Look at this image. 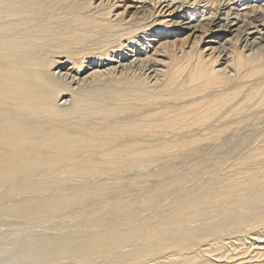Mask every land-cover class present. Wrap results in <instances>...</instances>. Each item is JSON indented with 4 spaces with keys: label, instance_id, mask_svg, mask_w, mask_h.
I'll return each instance as SVG.
<instances>
[{
    "label": "bare ground",
    "instance_id": "6f19581e",
    "mask_svg": "<svg viewBox=\"0 0 264 264\" xmlns=\"http://www.w3.org/2000/svg\"><path fill=\"white\" fill-rule=\"evenodd\" d=\"M2 217L0 264H264V0H0Z\"/></svg>",
    "mask_w": 264,
    "mask_h": 264
},
{
    "label": "rangeland",
    "instance_id": "374dc122",
    "mask_svg": "<svg viewBox=\"0 0 264 264\" xmlns=\"http://www.w3.org/2000/svg\"><path fill=\"white\" fill-rule=\"evenodd\" d=\"M222 11H223V9H222ZM2 218H3V217H2ZM7 219H8V218H7ZM7 219H4V218L1 219V218H0V224H1V225H0V229L2 228L1 230L4 231V232H3V231H0V232H1V233H0V236L5 237L4 234H6V233L8 232V234H6V237H5V238H7V236L11 238V237H12V234L10 233V232H11V231H10V230H11L10 228L15 227V225L18 226V224H15V225H11V226H10V224H8L9 219H8V222H7ZM2 220L6 222V226H8L7 228H6V226H5V227L3 226L4 224H2V222H1ZM10 220H11V219H10ZM5 222H3V223H5ZM12 222H13V221L11 220V223H12ZM13 223H14V222H13ZM19 225H20V224H19ZM9 226H10V227H9ZM17 226H16V227H17ZM22 226H23V225H22ZM22 226H21V227H22ZM18 227H19V226H18ZM21 227H19V228H21ZM5 228H6V230H5ZM8 228H9L10 230H8ZM22 229H23V232H24V230H25V232H26V229H24V228H22ZM5 232H6V233H5ZM9 235H10V236H9ZM7 239H9V238H7Z\"/></svg>",
    "mask_w": 264,
    "mask_h": 264
}]
</instances>
